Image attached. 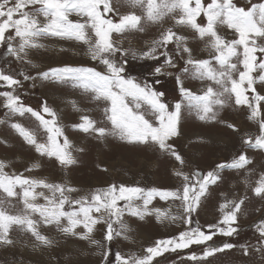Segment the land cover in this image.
<instances>
[{"label":"snow or ice","instance_id":"6c2138e0","mask_svg":"<svg viewBox=\"0 0 264 264\" xmlns=\"http://www.w3.org/2000/svg\"><path fill=\"white\" fill-rule=\"evenodd\" d=\"M151 28H156L157 34L146 47H133V37ZM46 38L82 45L85 55L102 70L69 64L49 67L36 76L0 70V88L7 89L0 91V107L6 110V119L0 124L14 130L39 157L54 161L67 172L79 163L78 154L86 148L73 144L60 114L47 100L37 110L23 102L18 89L24 81L37 79L79 89L87 102L99 109L101 118L70 99L67 103L80 113L79 122L72 125L74 130L100 143L112 138L171 158L175 162L172 174L180 185L161 189L111 183L75 195L80 189L67 180L61 183L25 175L39 169V161L19 172L9 171L10 163L0 159V248L30 245L44 251L58 246L59 238L74 239L93 247L101 258L99 264H159L156 258L166 252L205 245L200 255L192 253L187 259L211 264L209 258L239 247L243 256L258 255L264 264V218L254 224V245L209 243L217 234H239L240 218L246 215L250 200L247 192L264 203V171L252 179L256 169L248 154V150L264 154V0H246L243 6L236 0H0V46L6 48V55L35 68L30 52L46 49L42 42ZM129 55L162 60L155 75L176 71L179 99L170 104L165 94L148 82L126 76L124 65ZM118 56L123 59L118 61ZM185 79L198 80L202 88L194 91L186 87ZM227 108L246 110L247 119L258 127L257 133H244L241 149L230 160L216 163L206 172L185 171L188 161L175 143L183 137L185 113L204 124H219L240 133L235 123L222 118ZM25 116L34 118L36 128L13 119ZM196 142L209 141L198 136ZM226 170L238 174L246 192L232 196L221 192L219 218L208 224L207 230L197 221L195 227L177 236L156 240L142 254L117 251L110 260L115 239H132L134 229L126 216L144 220L155 215L160 222L181 221L191 226L193 214L212 195L213 187L225 181ZM157 197L172 201L175 211L173 206L150 207ZM257 211L264 216V209ZM42 228L54 229L56 235ZM98 232L102 239L96 238Z\"/></svg>","mask_w":264,"mask_h":264},{"label":"rangeland","instance_id":"374dc122","mask_svg":"<svg viewBox=\"0 0 264 264\" xmlns=\"http://www.w3.org/2000/svg\"><path fill=\"white\" fill-rule=\"evenodd\" d=\"M236 2L243 6L246 0H236ZM156 34V28H151L144 34H136L132 39L133 47L136 49L145 48L146 42L154 38ZM42 42L46 44V49L30 52L33 64L37 65L35 68L6 55V48L0 46V70L12 73L23 71L32 76H36L38 71H46L49 67H60L65 64L92 66L102 70V66L91 61L85 55L84 47L76 42L61 41L55 38H46ZM127 46L126 43L125 47ZM60 48H63L64 51H60ZM200 54L207 55L206 53ZM122 59V57H117L118 61ZM161 62L162 60L133 58L129 55L127 63L124 65V74L136 79L138 82H148L157 91L171 95L172 99L170 97L169 99L172 101H168L171 104L179 99L175 81L177 73L174 70H168L172 72L171 75L167 71L162 75H155L154 69ZM180 67H183L182 62ZM17 78L23 80L22 76H17ZM169 78L172 79L162 87L161 85ZM185 86L192 88L194 91H200L202 88L198 80L191 79H185ZM4 90L7 89L0 88V91ZM18 93L26 105H30L37 110H40L42 101L47 100L48 104L60 114L61 121L65 126V134L75 146L85 147L86 151L78 154L79 163L65 172L54 161L39 157L34 149L26 145L22 138L20 139L19 135L8 125L0 124V140L7 141V144L0 143V159H6L10 163L9 171L24 172L26 167L39 161L42 166L30 173L25 172V175L47 178L61 183L67 180L72 186L80 189V193L75 195L87 193L95 188L106 187L111 183L161 189H174L180 185L178 178L172 174L175 162L169 157L126 145L112 138H109L105 143H100L92 136L82 132H71L72 125L69 122L78 123L80 113L74 111L71 105L67 103L70 99H76L82 107L91 108L90 114L97 119L101 118L99 109L95 105L89 104L79 89L37 79L35 81H24L22 87L18 89ZM5 112L6 110L0 107V120L6 119ZM222 118L235 123L240 128V133H234L223 125L204 124L196 120L194 116L185 113L182 122L183 137L175 141L178 150L188 161L185 171L191 172L199 169L206 172L214 167L216 163L230 160L241 149V136L244 133L254 135L258 131L257 125L247 119L246 110L227 108L223 111ZM13 119L30 128H36L37 126L34 118L29 116L14 117ZM198 136L205 137L209 142L197 143L196 137ZM41 138H44L43 134H41ZM248 154L254 160L253 166L256 169V175L252 179L255 180L259 172L264 171V154L252 150H248ZM104 168H107V171H103ZM223 175L225 181L219 187H213L212 195L193 214V224L191 226L181 221L173 223L165 220L160 222L157 221L155 215L146 216L144 220L126 216L125 219L134 229L131 234L132 239H115L110 245L112 250L110 260H114L117 251L125 255L131 253L142 254L143 250L152 246L156 240L177 236L181 231L189 227H195L197 221L203 230H207L206 226L215 223L219 218L218 204L222 200L221 192L229 196L234 194L243 195L246 192L244 185L240 183L238 174L226 170ZM247 195L250 200L246 205V215L240 218L239 234L232 237L217 234L213 241L209 243L217 246L225 242L236 245L245 243L254 245L256 243L257 234L254 224L264 218L261 212L257 211V209H264V203L252 197L251 192H247ZM169 206H173L172 201L166 202L160 200L159 197L155 198L150 205V207L161 209H167ZM173 210L175 211L174 206ZM42 231L52 236L56 235L54 229L42 228ZM96 238L102 239V233L98 232ZM217 238L221 241L214 242ZM59 239L58 246L44 251L34 250L30 245L28 247L18 245L14 248H0V264H66V261H71L72 264H99L101 258L93 247L74 239ZM204 247L205 245H192L188 249L166 252L156 259L159 264H194L187 257L192 253L200 255ZM209 259L211 264H260L258 255L245 257L241 254L239 247L220 253L216 258Z\"/></svg>","mask_w":264,"mask_h":264},{"label":"trees","instance_id":"16d2710c","mask_svg":"<svg viewBox=\"0 0 264 264\" xmlns=\"http://www.w3.org/2000/svg\"><path fill=\"white\" fill-rule=\"evenodd\" d=\"M172 78H169V79H166V81L161 85L162 87L167 85L169 83V81L171 80ZM171 84V82H170ZM177 91V90H176ZM165 96H164V99L168 102V101H172L169 99V97L171 98V95L167 94L166 92L164 93ZM172 99V98H171Z\"/></svg>","mask_w":264,"mask_h":264},{"label":"crops","instance_id":"0c3cea01","mask_svg":"<svg viewBox=\"0 0 264 264\" xmlns=\"http://www.w3.org/2000/svg\"><path fill=\"white\" fill-rule=\"evenodd\" d=\"M69 124L73 125L74 123L70 121ZM69 124H68V125H69ZM71 132H78V133H80V131H78V130H74L73 128H72V131H71ZM20 139H21V138H20Z\"/></svg>","mask_w":264,"mask_h":264},{"label":"bare ground","instance_id":"6f19581e","mask_svg":"<svg viewBox=\"0 0 264 264\" xmlns=\"http://www.w3.org/2000/svg\"><path fill=\"white\" fill-rule=\"evenodd\" d=\"M55 52V51H54ZM196 132V131H195ZM198 134V133H197Z\"/></svg>","mask_w":264,"mask_h":264}]
</instances>
